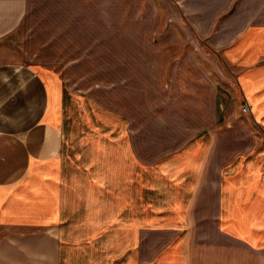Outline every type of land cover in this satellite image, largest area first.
<instances>
[{
    "label": "crops",
    "instance_id": "1",
    "mask_svg": "<svg viewBox=\"0 0 264 264\" xmlns=\"http://www.w3.org/2000/svg\"><path fill=\"white\" fill-rule=\"evenodd\" d=\"M171 21H183L189 36L230 66L264 128V0H0V48L19 33L31 48L37 39L25 35L32 32L45 48L49 30L53 45L70 48L71 57L122 37V48H151L158 62L169 63L157 52L181 39ZM138 57L133 62L143 63L142 52ZM184 59L194 74L203 73L198 56ZM45 62L0 59V264H122V255L124 264H144L151 239H167L151 264H191L184 246L197 238L195 230L220 245L216 264H223V251L229 264L264 254V152L200 136L146 163L127 135L113 142L114 155L100 139L66 141L65 87L30 64ZM67 142L83 143L84 154L79 145L68 153Z\"/></svg>",
    "mask_w": 264,
    "mask_h": 264
},
{
    "label": "rangeland",
    "instance_id": "2",
    "mask_svg": "<svg viewBox=\"0 0 264 264\" xmlns=\"http://www.w3.org/2000/svg\"><path fill=\"white\" fill-rule=\"evenodd\" d=\"M134 18L129 17L127 23L134 24ZM175 21L169 26L178 25L180 41H171L173 46L161 47L157 52L158 57H170L172 62L169 63L158 62L151 48H122V37L104 41L109 45L104 48L73 49L76 57H71L70 48L53 45L55 33L49 30L44 32L47 47L40 49L37 33L32 32L25 35L26 39L32 36L37 40L32 39L31 48H28L19 33L0 48V59H14L25 65L33 59L46 60L45 63L30 64L56 74L65 87L62 123L66 141L70 140L69 135L76 136V141L91 137V144L94 139H100L108 144L102 145L103 151L114 155L112 153L119 147L113 142L122 143V135H127L133 138L146 163H155L168 154H175L189 145L186 142L200 136L215 137L219 142L224 138L229 144L223 143V147H240V151L245 152L255 148V151L264 152V128L257 124L251 109L244 111L249 105L233 79L230 66L206 44L189 36L183 21ZM140 50L143 63L135 64L133 61L140 59ZM188 55L198 56L203 73L196 71L198 73L194 74L192 69L189 70L192 65L184 59ZM62 59L79 62L62 63ZM122 60L127 62L122 63ZM230 137H238V140ZM243 139H246L245 144H237ZM78 145L79 156H82L83 143L67 142L66 150L70 153V147ZM199 204L195 203L196 210ZM209 210L207 208V212ZM195 231L197 238L187 241L184 246L191 254V264H216L219 255L216 249L220 245L211 233ZM166 242L167 239L148 240L144 264H151L153 250L156 246L159 250L166 248H161ZM246 257L247 261L242 264H264V254L255 253L253 260L251 256ZM222 258L223 264L231 263L229 252L223 251Z\"/></svg>",
    "mask_w": 264,
    "mask_h": 264
},
{
    "label": "built area",
    "instance_id": "3",
    "mask_svg": "<svg viewBox=\"0 0 264 264\" xmlns=\"http://www.w3.org/2000/svg\"><path fill=\"white\" fill-rule=\"evenodd\" d=\"M244 111H245V112L250 111V107H249V106H245V107H244Z\"/></svg>",
    "mask_w": 264,
    "mask_h": 264
}]
</instances>
